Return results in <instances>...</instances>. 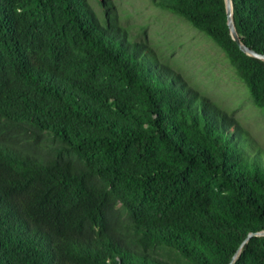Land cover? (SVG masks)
<instances>
[{
  "label": "trees",
  "instance_id": "1",
  "mask_svg": "<svg viewBox=\"0 0 264 264\" xmlns=\"http://www.w3.org/2000/svg\"><path fill=\"white\" fill-rule=\"evenodd\" d=\"M231 1L264 54V0ZM153 2L264 110V61L224 0ZM98 3L0 0V264H228L264 230V149ZM232 264H264V235Z\"/></svg>",
  "mask_w": 264,
  "mask_h": 264
},
{
  "label": "rangeland",
  "instance_id": "2",
  "mask_svg": "<svg viewBox=\"0 0 264 264\" xmlns=\"http://www.w3.org/2000/svg\"><path fill=\"white\" fill-rule=\"evenodd\" d=\"M115 16L109 21L143 40L160 60L179 72L193 87L237 118L264 149V110L256 106L244 82L222 49L181 14L153 0H111ZM102 18L98 0H89ZM107 19L103 20L105 24Z\"/></svg>",
  "mask_w": 264,
  "mask_h": 264
},
{
  "label": "water",
  "instance_id": "3",
  "mask_svg": "<svg viewBox=\"0 0 264 264\" xmlns=\"http://www.w3.org/2000/svg\"><path fill=\"white\" fill-rule=\"evenodd\" d=\"M225 2V11H226V23L228 26L229 33L231 35V38L236 42L240 50H242L244 53L247 55L259 58L264 61V54L257 52L256 50L249 48L240 38L238 35V32L236 30L235 22H234V17H233V12H232V1L231 0H224ZM253 235H264V230L263 231H258V232H249L244 240L240 243L238 249L232 256L231 260L229 261L228 264H232L235 259L238 256L239 251L241 250L242 246L244 243H246L251 236Z\"/></svg>",
  "mask_w": 264,
  "mask_h": 264
}]
</instances>
